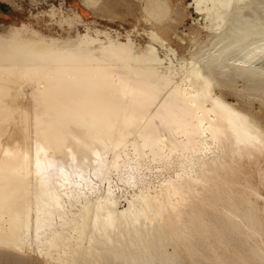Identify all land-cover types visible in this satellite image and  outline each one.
<instances>
[{
  "label": "bare ground",
  "instance_id": "6f19581e",
  "mask_svg": "<svg viewBox=\"0 0 264 264\" xmlns=\"http://www.w3.org/2000/svg\"><path fill=\"white\" fill-rule=\"evenodd\" d=\"M205 8L216 21L213 29L219 35L216 39L214 37L209 47L204 46L205 53H201L202 57L198 55L199 53L195 56L191 55V59L183 57L179 67H175L176 63L173 61L165 63L162 56L147 51L150 49L147 44L145 48L148 49L142 51V48L134 47L133 42L125 43L123 40L118 44L121 49L126 46L124 49L127 51L122 52L118 49L120 52H115L111 48L115 41L103 40L104 38L102 39L98 34L100 31L98 33L90 29L84 31L85 33L78 31L74 20L69 17L59 21L64 28L60 35L39 30L46 41L54 43L53 46L50 44L47 47L46 44L45 48L42 46L41 49L35 47L26 50L22 46L18 48L19 44L15 46L17 48H11L0 43V222L5 221L4 216L7 212L12 214L9 225L6 224L7 222L5 225L0 224V246L12 244L15 247L17 245L16 248L19 249L24 245L22 235L25 232L21 226L25 227L29 224L31 210L28 209L31 205L29 202L31 192L34 196L32 197L36 220L37 216L44 214L46 217L45 214L49 215L59 208L60 201L57 202V197L64 194L68 182L66 178L57 177L59 175L55 174L57 176H54L53 181L58 188L52 194H48L44 182L45 174L42 173L44 169L52 166L49 164L47 167L45 163H38L42 158L58 164L60 162L62 169L70 171L67 159L70 154L76 153L77 168L81 170L82 177L87 179L89 163L96 158V154L101 155V159H96L104 164L107 162L106 159H110L109 156L105 158V154L111 147V150L115 151L107 163L113 162L117 159L121 145L131 146L130 143H125L127 138L128 142L134 141L132 143L137 145L136 140L142 137L139 141L142 142L140 145L147 142L155 143L159 148L157 151H160L162 156L165 151L169 155L177 151L179 155L188 158L190 163L192 162L191 165L184 167L185 169L182 167V170H178L159 189L151 190V187L146 190L140 188L141 191L134 190L124 206H121L111 188L109 192L105 190L106 194H96L95 197L85 195L86 199L81 200L71 216L68 215L66 219L62 217L70 224L69 228L66 227L69 232L64 231L62 225L51 228L53 231L50 230L49 234L47 231L44 232L45 235L42 233L44 236L40 232L38 235H41L42 238L39 239H42V243L39 246L43 247L41 249L46 254L58 250L64 264H90L96 259H100L99 262L102 264H112V262L114 264H177L174 255L164 249L165 242L171 240L177 243L181 240L187 243L193 239L194 223L199 221L195 217L191 224H183V228L177 229L166 225L173 196L184 192H189L192 196L199 194L206 196L207 193H219L225 190V183L221 181L224 166H228L235 158L255 159L264 150V127L261 123L252 114L230 102L222 92L216 91V87L223 83L219 77L231 73L249 80L246 82H260L264 85V62L259 60L260 52L258 53L264 49V0H207ZM27 43L30 45L28 40ZM118 44L115 45L118 47ZM131 48L132 51L128 50ZM153 49L155 50L154 47ZM206 53L208 55L203 58V54ZM133 55L137 58L139 55L138 61H143L147 57L152 58L147 62L145 60L146 66L140 64L145 66V70L141 72L131 66L133 72L127 63L118 68L117 59L125 60ZM129 58L133 60L132 57ZM132 64L135 66L137 63L132 62ZM26 82L29 83L28 86ZM24 84L28 88L25 89ZM251 89L256 90V88ZM108 107L113 111H109V114L104 111L103 114L104 108ZM100 112L101 115H107V118L102 117L106 120V125L103 124L105 120L102 121L103 119L98 115ZM74 113L81 116L85 114L87 120L94 117L92 114L95 115L94 118H99L98 121L93 119L89 123L85 117H77ZM115 125L117 128L113 129ZM129 134L131 136L133 134V138ZM108 139L107 143L110 147L106 149L105 140ZM155 144H152L153 147ZM211 146L213 149L209 151ZM86 147L88 150L90 148L95 150L94 154L85 153L90 160L84 158L85 154L82 155ZM204 152L206 157L202 155ZM194 155L199 156V160H194ZM200 156L203 158L200 159ZM130 158L128 159L131 160ZM100 164L96 163L95 168L93 167L96 175L101 174V169L104 168ZM99 165L102 167L101 171L98 169ZM104 176L106 179L110 178ZM75 183L74 185H78ZM251 189L253 196L254 194L264 196L259 191L261 188L251 187ZM212 195L216 197L215 194ZM238 196L231 190L225 196L227 200L225 208L234 213L232 207L236 205L240 207L244 198V202L248 203L245 213L248 221L253 222L257 217L259 218L257 212L259 206L254 203L255 200L250 197L245 198L246 195L245 197L240 195L242 198ZM18 198L23 200L20 201ZM74 201L73 203L76 204ZM27 206H29L26 209L28 211H25ZM12 207L16 210L15 213L9 209ZM60 208L65 207L63 208L62 205ZM214 215L207 220L208 223H212L215 227L222 223L223 226H227L228 222L220 223L221 220ZM1 217L5 219L2 220ZM45 220L47 221L48 218ZM248 221L243 222L244 226H247ZM36 222L35 225L39 221ZM62 222L63 220L60 224ZM39 225H36V228ZM2 226L8 231L2 232ZM28 226L25 231L28 230ZM231 228L234 230L233 227ZM221 231L224 232V229L221 228ZM225 232L227 233L226 230ZM44 245H48L50 249ZM261 249L256 243L250 248L257 259L264 260ZM156 256H159L158 263L155 260Z\"/></svg>",
  "mask_w": 264,
  "mask_h": 264
},
{
  "label": "rangeland",
  "instance_id": "374dc122",
  "mask_svg": "<svg viewBox=\"0 0 264 264\" xmlns=\"http://www.w3.org/2000/svg\"><path fill=\"white\" fill-rule=\"evenodd\" d=\"M206 1L207 0H0V38H1L0 43L4 45H8L11 48L12 47L14 48L17 44H19V46L17 45L18 48H21L22 46L23 48L25 47L26 50L27 48L35 49V47L39 49L42 46H43L42 48H45L46 44L47 47H49L50 44L51 46H53L54 43L46 41L45 38L41 35V32L39 30L45 33H48L50 31L55 35H60L64 31V28L62 25L59 24V21L63 18L69 17L74 20L76 24L75 25L76 29L82 33L87 32L88 29H90L94 33H98L100 31L98 34L102 39L104 38L103 40H112L113 42L118 41L117 43L114 42L111 45L112 46L111 48L115 52H120L118 51V49L122 50V52L124 50L127 51V49H124L126 48V46L123 47V49H121L122 47H120L118 44V43H122L123 40L125 43L133 42L134 47H138L139 49L142 48V51L143 49H146L145 46L148 45V48L150 47V49L147 50L148 49L147 48L146 49L147 51H151L150 53L152 52L156 53V55L160 57L162 56L165 63L173 61V63H176L175 67H179V64L181 65V63L183 62L182 60L183 57H185L186 59H191L192 58L191 55L195 56L198 53H199L198 55L202 57L201 53H205L203 52L205 47H209L212 44L210 42L214 40V37L216 39L219 35L213 29L216 21L211 18L210 14L208 13V10L205 8ZM259 14H262V12H259ZM108 33H110V35ZM27 40L30 43V45L27 43ZM115 44H118V47ZM151 44L152 45L154 44L153 47L155 48V50L153 49ZM128 50L132 51L133 49L131 48ZM156 50L157 52H155ZM258 53L260 54L259 60L261 62L262 61L264 62V56H263L264 49L258 51ZM207 55H208L207 53L203 54V58ZM129 57H132L133 60H130L131 58ZM129 57H128L129 60L128 58H126L125 60L122 59L116 60L118 61L119 69L122 67V64L127 63L129 67L132 66L133 68H135L134 70L136 71L139 70L141 72V70L142 71L145 70V66H146L145 60L147 62L152 58V57L144 58L143 60L144 62H143V61H138L140 60L139 55L138 58L137 56L134 55ZM132 62L135 64L137 63L136 65L134 64L136 67L133 66ZM140 64L142 65L144 64L145 66L143 67ZM132 67L130 69L134 72ZM123 78L124 77H122V79ZM219 80H221L223 83L216 87V91L222 92L230 102L236 104L237 106L243 108L244 110L252 114L264 127V85L260 82L259 83L246 82L249 80L244 79V77L243 78L239 77L233 73L225 77L221 76V78L219 77ZM26 85L28 86L29 83H27ZM26 85L24 84L25 89L28 88L26 87ZM251 88L254 89L256 88V90H253ZM255 91H258L259 93ZM107 109L104 108V110L102 111L103 114L104 111L106 114H109L111 111H113L110 108L108 109V111H106ZM102 112H100V114L98 115L101 116V118L102 117L104 118V116L106 117L107 115H101ZM74 115H76L77 117L81 116L78 115L77 113H74ZM82 116L85 117V114ZM88 116L91 117V115ZM92 116L95 117L94 114H92ZM94 117H91L92 119L90 118V120L96 119ZM97 119L96 121H98ZM85 120L90 123V120H87L86 117ZM104 120L105 119H103L102 121ZM104 123L106 125V120L105 122H103V124ZM110 126H112V124H110ZM116 128L117 126L115 125L113 129ZM129 136L133 138L132 137L133 134L132 136L131 134H129ZM141 138L142 137H140L139 139L138 137L137 139L138 142L136 140L138 146L132 143L134 141L128 142L127 141L128 138H127L126 142L125 141L124 142L127 144L130 143L131 146H129V144L126 145L125 143H123L125 145L124 146L121 145V147L118 149V152L116 151L118 153L117 159L109 163L107 162L110 161V159L113 157L112 154L114 153L115 150L114 151L111 150L112 148L109 146L110 144L107 143V141L109 142V139L105 140L106 142L105 141L104 142L106 144L105 145L106 149L107 147H110V150H108L106 153L107 155L105 154V158L109 156L110 159L109 160L106 159L107 162L105 161L106 163L102 164L103 162H101V160L96 159V158H100L101 155L99 154L98 156V154H96L95 156L96 158L91 160L90 162L92 165H90L89 163L90 169L88 168L89 174L87 179L85 177L84 178L82 177L81 170L77 168L78 163H77V155H75L76 153L70 154L69 157L70 159L69 158L67 159L68 169H70V171L69 170L65 171L64 169H62L60 162L59 164L58 162H56L57 163L56 164L54 163L55 161H50L46 158H42L43 160L41 159L38 163H45L46 165H48L47 167H49V164L52 166L50 168H47L46 170L44 169L43 170L44 172L42 173L45 174L44 182L47 185L46 191L48 194H52L56 190V188H58L54 183L55 181H53L54 176L56 177L57 175H59L57 177L60 178L64 177L68 182L65 186L66 189L64 188L65 189L64 194L62 193L57 197V202L60 201L59 208L62 205L63 208L64 207L65 208L64 209L58 208L56 211H52L51 212L52 215L50 213L49 215L45 214L46 217H44V214H41L40 217L37 216L38 218L36 220V212L34 208L35 205L33 202L34 196L31 192V194L29 195L30 198L29 202L32 205V207L30 205L31 209L29 208V206L25 208V211L31 210L30 211L31 215H29L28 218L29 226L26 225L29 228L28 230L26 229L27 231H25V228L27 227L26 226L23 227L22 225L21 228H24L25 233H23V235L19 234L22 235L24 247L23 246L20 247L18 246V247L19 249L23 248V250L17 249L16 248L17 245L15 247V245L12 244L0 246V264H64L63 259H61L58 254V250H53L54 252L52 251L50 254H46V252L41 249L43 247L39 246V244L42 243L41 242L42 239H39V237L41 235L44 236L46 231L47 234H49L51 228L54 229L53 227L56 228L63 226L62 229L64 228V231L69 232V229L67 228L70 227V224L65 222L66 221L65 217H69L68 215L71 216L72 213L75 210H77L79 204L82 202L81 200L84 201V199H86L85 195H87V197L89 195H91L90 197H95L100 194H104V193L106 194L107 192H109L110 190L109 188H111V191L114 192V195L117 196L118 201H120L119 203L121 204V206H124L128 202L127 199H129L130 196L136 190L141 191L142 188H143L142 190H146L151 187H152L151 190L159 189L160 186L164 182H166V180L170 179V177H173L178 170H180L182 167L183 169H185L186 167H189L191 165L192 162L190 163L188 158L179 155L177 151H176L177 154L172 153V155H169V153H166L165 151L166 154L164 153L162 156L160 151H157L159 150V148L155 143H150V142H147V144L143 143L144 146L149 145L147 147L146 146L144 147L143 144L140 145L142 143V142L139 143ZM152 144H155L156 147L155 146L153 147ZM150 145H152V147ZM135 146H137L138 148ZM140 147L141 149H139ZM125 148L128 149V151H126ZM210 148L208 150L212 151L213 149L212 146ZM84 149L82 155L85 153L94 154L95 152V150H93L94 148L92 149L90 148L89 149L90 151L88 150V147ZM137 150H140L141 152ZM151 150H153V152ZM136 151L139 154L136 153ZM155 151L159 152L160 154L158 153L157 155V152ZM123 152H125V157H123L124 156ZM131 153L133 154V156H131L132 155ZM86 154L83 155L84 158L87 157L89 158V156H87L88 154L87 155ZM128 154H130V156ZM202 155L206 157L205 152L204 154L202 153ZM193 157H195L194 160H199L198 159L199 156L194 155ZM128 158H130L131 160H129ZM201 158L203 157L200 156V159ZM124 160L126 162H124ZM94 162H96L97 164L101 163L100 165H102V167L104 168L101 169L102 167L99 165L100 168L98 169L99 170L101 169L102 172H104V174H102L101 172V174L96 175L93 172L96 165V163ZM93 163L95 164L94 166ZM120 165L123 166L121 167ZM178 166H180V168ZM105 167L107 170L105 169ZM75 169L79 170L80 172L79 171H78L79 173L76 172L77 170ZM105 170L107 171V173ZM71 172H72V176H70ZM221 173L223 176L221 181L225 183L224 186L225 190L219 193H211V194L207 193L206 196L204 194L192 196V194H190L189 192H184L183 194L180 195L175 194L173 196V204L170 207V214L168 216V220L166 221V225H170L173 227V229H177V228H183L182 227L183 224H187V225L191 224L195 217L199 221V223L198 222L194 223V228H192L193 239H191L187 243H184L181 240L177 241V243L171 240H167L165 242L164 249L171 252L172 255H174L177 264H264V260L257 259L256 256H254L255 253H253V251L250 250L251 246L253 244L255 245V243L256 246L260 245V247L264 250V211H263L264 199H262L264 198V196H262L264 195V184H263L264 150L261 151L257 156V158L255 157V159L243 158L240 160L238 158L237 159L235 158L231 160L228 166H224ZM104 175H106L107 178L109 177L110 178L106 179ZM75 181H77V183H75ZM74 183L78 185H74ZM145 185H148L149 187L146 188L147 186ZM251 187L256 189L258 187L261 188L259 189V191L262 193L261 195L262 197L258 195L255 196V194L253 196V193L251 194L252 192ZM71 188L74 190V192ZM81 188L83 189L81 190ZM105 190L107 192H105ZM231 190H233L239 196L242 195L243 197H245L246 195L245 198L250 197L251 199L255 200L254 203H256L257 207L259 206L258 207L259 209L257 210L259 218L257 217L256 220L253 222L248 221V219L245 217L246 210L248 209L247 207L248 203L244 202L245 201L244 198H243V204L240 205V207L237 205L232 207L234 213L229 212L225 208V204H227L226 203L227 200L225 199V196H227V194ZM31 191H33V189ZM65 191H67V193ZM98 191L100 192L98 193ZM212 194H215L216 197H214V195ZM77 195L78 197H76ZM251 195L253 196V198ZM19 196L21 198V194H19ZM22 200L23 198L20 201ZM69 200L70 202L72 201L71 203L73 205L69 202ZM74 200L76 201L77 206L75 203H73ZM236 200L238 199L236 198ZM61 202H63V204ZM68 202L70 203V205H72V207L68 205L69 204ZM65 204L66 206H64ZM13 207L9 209H11V211L13 210L15 213L16 210H14ZM67 207L68 208L71 207V209L70 208L68 209ZM65 209L67 210L66 211L67 213L65 212ZM64 213L66 214L64 215ZM214 213L218 217V219L221 220V222L219 221L220 223L228 222L230 226L227 224V226L225 227L223 226L224 224L222 223L220 225H222L223 227H221L220 225L218 227H215V225H213L212 223L211 224L208 223L207 220L211 219ZM17 214L19 213L17 212ZM11 216L12 214L7 212L4 216L6 219L3 217L5 221L1 217L3 220L2 222L4 224L2 222H0V224L5 225V223L7 222L6 224L9 225L8 222H9V218H12ZM62 217H64L65 219H63ZM39 218H41L40 219L41 221L39 220ZM47 218L48 220L46 221L45 219ZM61 220H63L62 224H60ZM36 221L40 222V223L38 222V224L36 225L40 224L42 226L39 227L40 226L39 225L38 226L39 228L38 227L36 228L35 225V223H37ZM245 221H248L247 226H244L243 222ZM220 227L224 229V232L221 231ZM231 227H233L234 230H232ZM4 229H3L4 231L2 230V232L8 231V229L5 226ZM225 230L227 231V233L225 232ZM52 231L53 230H51L50 232ZM214 231H216L217 233ZM40 232L41 235H38L40 234ZM229 232H231L232 235H229L231 234ZM247 232H249V234ZM250 232L252 233L250 234ZM20 233L22 232L20 231ZM224 233H226L227 235L226 234L224 235ZM254 233L257 235L255 236ZM14 234L17 236L16 233ZM189 244H194V245H189ZM44 246L50 249L48 245H44ZM262 249L260 252L264 253ZM155 260L158 263L159 256H156ZM97 261L99 262L100 259L92 260L90 264H102V262L97 263ZM112 264H114V262H112Z\"/></svg>",
  "mask_w": 264,
  "mask_h": 264
}]
</instances>
